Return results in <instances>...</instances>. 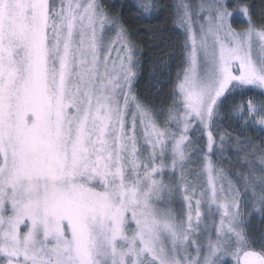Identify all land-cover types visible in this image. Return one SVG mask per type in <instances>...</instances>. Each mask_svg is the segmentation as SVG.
<instances>
[{"label": "snow or ice", "instance_id": "6c2138e0", "mask_svg": "<svg viewBox=\"0 0 264 264\" xmlns=\"http://www.w3.org/2000/svg\"><path fill=\"white\" fill-rule=\"evenodd\" d=\"M229 3L167 6L141 95L157 0H0V264H264V0Z\"/></svg>", "mask_w": 264, "mask_h": 264}, {"label": "trees", "instance_id": "16d2710c", "mask_svg": "<svg viewBox=\"0 0 264 264\" xmlns=\"http://www.w3.org/2000/svg\"><path fill=\"white\" fill-rule=\"evenodd\" d=\"M108 3H113L117 7H120L121 4L124 3H132V0H106ZM159 4L164 6L165 10L156 18V19H144V18H138L136 17L134 12H131L129 10H125V19L130 27V29L133 32V38L136 40L137 43H139L142 47L144 52L146 53V57L144 60V67L143 71L140 75L139 82H138V89L140 91L141 95H144L145 93H148L152 91L148 84L149 80V64L150 61L148 57L153 56L157 51L158 47H163V44L160 43L159 38L163 37L164 41H175L177 36L180 35L179 30L173 25L172 19L169 17V11H168V5H170L173 0H157ZM234 2V0H230L229 7H231V4ZM254 6L259 5L260 0H252ZM115 10V9H114ZM258 14V12H257ZM246 23L245 18L239 14H234L232 18V24L239 28L244 26ZM147 24L152 25H162L163 31L157 30L155 36L149 32L146 31L145 26ZM173 74H174V68H173ZM251 94V93H250ZM258 139V138H257ZM227 159H223L222 163L225 168H229L232 170V172H235L240 165L235 162V153L229 152L226 153ZM218 157H214V159H217ZM231 175V173H230ZM233 179L235 177L233 176ZM260 227H264V222H261L258 220V218L253 215L251 218V228L254 232H258Z\"/></svg>", "mask_w": 264, "mask_h": 264}, {"label": "rangeland", "instance_id": "374dc122", "mask_svg": "<svg viewBox=\"0 0 264 264\" xmlns=\"http://www.w3.org/2000/svg\"><path fill=\"white\" fill-rule=\"evenodd\" d=\"M233 27H234V28H237V27H235L234 25H233ZM239 28H240V27H239Z\"/></svg>", "mask_w": 264, "mask_h": 264}]
</instances>
